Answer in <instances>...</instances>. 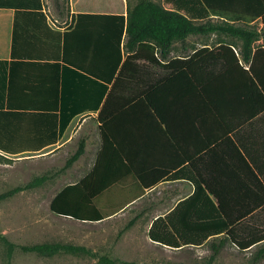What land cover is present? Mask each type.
I'll use <instances>...</instances> for the list:
<instances>
[{"label": "crops", "instance_id": "0c3cea01", "mask_svg": "<svg viewBox=\"0 0 264 264\" xmlns=\"http://www.w3.org/2000/svg\"><path fill=\"white\" fill-rule=\"evenodd\" d=\"M4 1L13 5L0 6V154L39 155L50 162L65 159L58 176L63 187L58 192L89 175L101 153L100 177L123 175L95 199L102 220L81 222L54 214L88 227L93 237L94 229L120 226L118 238L63 244L83 246L127 264H163V258L172 260L168 264H182L185 251L196 250L194 262L200 264L211 252L204 250L206 244L171 249L151 241L149 230L156 219L193 199L198 185L211 183L210 176L217 178L218 189L231 187V201L250 206L264 200L263 17L230 20L211 14L194 19L202 25L229 23L257 30L259 37L248 55L240 38L221 31L189 35L184 43H174L167 59L155 51L159 64L152 65V74L164 77V66L173 60H191L194 73L174 72L169 94L156 99L159 114H150L141 101L128 104L126 83L107 104L113 83L104 94L96 76L75 66L109 75L117 57V34H112L107 49L102 31H80L67 52L60 35L74 26L77 14L127 17L131 7L127 0H108L106 5H76L74 0L70 5L58 0L53 5L49 0H41V5L37 0L0 3ZM217 2L256 4V0ZM163 6L177 10L167 0ZM181 13L189 17L186 11ZM84 32L93 38H81ZM126 42L124 34L120 66L128 56ZM144 57L139 63L151 65V53ZM102 131L110 141L106 147ZM81 144L83 154L66 166ZM227 178L232 184L224 182ZM263 245L240 251L227 243L218 256L234 250L236 260L239 255L244 258L236 264H249ZM73 256L98 264L91 255ZM255 264H264V258Z\"/></svg>", "mask_w": 264, "mask_h": 264}, {"label": "trees", "instance_id": "16d2710c", "mask_svg": "<svg viewBox=\"0 0 264 264\" xmlns=\"http://www.w3.org/2000/svg\"><path fill=\"white\" fill-rule=\"evenodd\" d=\"M167 1L173 2L177 10H167L163 4L154 0H139L133 7H129L127 17L123 15L77 14L73 18L74 26L68 28L63 34L60 33L63 37V49L66 52L70 42L78 37L80 31H87L90 28L99 29L103 32L102 37L106 40L105 48L107 47V49L109 44L111 45L110 41L113 40L112 34L118 35L117 57L115 56L109 75L105 76L103 72L94 74L88 67L75 65L84 72L96 76L98 83L102 85L104 94L108 85L113 83L112 92L110 91L107 97V104L112 97L117 95V92L120 93L121 84L126 83L128 85V104L141 101L140 103L145 106L148 113L159 114L156 99L162 93L169 94L170 79L174 72L185 75L194 72H192L191 60H173L164 66L166 70L164 77L152 74V65L159 64L154 53L158 51L162 58L167 59L174 43H184L191 34L212 31L225 32L243 41V50L247 55L252 52L253 44L259 37L257 30L234 26L229 23L202 25L195 22L194 19L214 14L230 20H255L260 16L264 20V2L262 0H256L255 5H221L217 0ZM37 2V5H41V0H37ZM0 4L5 8L13 5L7 1ZM182 10L186 11L189 17L182 14ZM124 34H126L127 39L124 48L128 56L120 66L123 56L121 43ZM81 38L90 41L93 36L84 32ZM146 53H151L149 58L151 65L149 66L139 63L142 59L147 58L144 57ZM247 58L245 57V59ZM100 103L101 99L98 104ZM107 104L104 105L100 113L101 119L104 117V109ZM115 110H117L116 106L112 112L114 113ZM102 139L104 147L110 144L104 131H102ZM83 152L84 145L81 144L76 153L68 159L66 166L74 163ZM102 157L103 153L100 154L93 171L83 180L77 184L64 187L55 195L50 203V210L53 214L81 222H97L104 218L95 199L107 188L120 181L123 175L115 174V176H108L105 179L101 178L100 166L102 164L100 162H102ZM116 165V162L112 164L114 167ZM211 175H216V173ZM46 180H48L47 176L37 177L24 186L15 187L0 194V201L21 191L40 186ZM210 180L211 183L205 182L203 186H197L193 199L180 203L169 215L154 221L148 234L151 241L171 249L207 244L211 250V255L200 264H216L217 256L227 243L233 244L240 251L264 243V200L250 206L242 202L231 201L228 199L229 194L232 193L231 187L218 189L215 185L217 178L210 176ZM224 182L232 184V180L228 178ZM0 240L7 245V264H11L16 245L10 242L1 231ZM20 248L24 252H34L45 257L62 253L86 254L98 258V264H127L111 259L106 255H97L83 246L59 242L23 245ZM262 258H264V245L249 264H255Z\"/></svg>", "mask_w": 264, "mask_h": 264}, {"label": "rangeland", "instance_id": "374dc122", "mask_svg": "<svg viewBox=\"0 0 264 264\" xmlns=\"http://www.w3.org/2000/svg\"><path fill=\"white\" fill-rule=\"evenodd\" d=\"M71 1L58 0L61 5H70ZM107 1L74 0L76 5H106ZM138 1L127 0V4L133 7ZM154 1L161 4L164 2V0ZM49 5H53V0H49ZM40 157L39 155L4 156L0 154V194L15 187L24 186L37 177H48V180L42 185L21 191L0 201V231L10 242L16 245L11 264H94L93 260L87 261L84 258L69 254L62 253L45 257L34 252H24L20 248L23 245L45 242L77 244L89 238L110 242L118 238L120 231V226L113 227L111 224L108 227L94 229L97 235L93 237L89 234L90 229L88 227L55 216L50 210V203L54 195L63 187L58 183V176L63 170L65 159L50 162L44 161ZM57 157L60 158L61 156ZM146 239L148 241V238ZM205 249L210 250L207 244ZM185 253V259L181 263L195 264L193 253H197L196 250H186ZM210 254L209 251L204 258ZM161 260L163 264L172 263V260L168 258ZM242 261L244 258L239 255L236 260L234 250H231L226 252L225 256H218L216 264H236L235 262L241 263ZM7 262V245L0 240V264H7Z\"/></svg>", "mask_w": 264, "mask_h": 264}]
</instances>
